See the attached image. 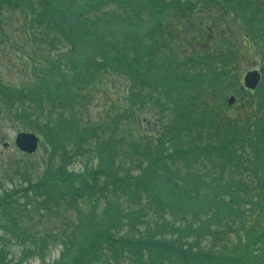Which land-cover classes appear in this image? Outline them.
Masks as SVG:
<instances>
[{
	"label": "trees",
	"instance_id": "16d2710c",
	"mask_svg": "<svg viewBox=\"0 0 264 264\" xmlns=\"http://www.w3.org/2000/svg\"><path fill=\"white\" fill-rule=\"evenodd\" d=\"M173 1L175 3L172 0H0V22L3 8L19 11L23 16L21 28L32 51L51 57L45 62L23 52L22 59L28 69L36 73L38 82L18 87L0 78V100L10 105V110L18 106L22 127L39 126L47 130L45 135L52 148L50 152L49 145L45 144L51 162L36 183H28L23 174L28 185L0 195V218L12 223L11 227L0 223V231L8 228L15 238L25 234L14 223L15 213L9 205L14 194L22 190L38 187L49 213L48 206L63 195L74 201L86 198L91 207L89 213L79 215L77 226L85 234L78 238L70 235L61 259L43 264H81L109 255H122L119 243H124L122 238L128 236L118 237L114 231L122 230L125 225L133 230L140 224L145 215L143 202L154 207L159 205L155 211L157 217H162L165 210L170 216L169 220H153L155 226L146 231L148 237H141L146 238L149 264H264V63L260 61L263 76L254 91L242 87L244 71L240 68L237 72L224 68V71L204 73L193 70L198 62L163 60L160 64L154 63L152 56L157 52V45L151 42L153 32L158 34L165 26L178 25V19L200 28L206 24L202 21L200 25V21L187 15L177 4L183 0ZM209 1L221 9L212 11L229 15L238 25L243 26L240 17L246 15L254 24L258 20L264 24V0ZM109 7H114L120 15L114 19L101 16L110 15ZM199 9L196 6L193 13L199 14ZM114 23L127 26L124 40L102 38L104 29ZM6 24L0 25L3 50L11 48L2 33ZM13 48L18 47L13 45ZM104 74H116L129 82L123 102L114 105L115 111L106 127L134 118L147 122L149 129L142 133L147 140L156 142L155 154L150 144L133 146L135 153L147 157L142 174L133 182L121 175L120 166H114L120 148L116 136L101 138L99 132L105 130L100 127L76 128L64 119V111H61V107L72 104L71 85L94 82ZM94 90L102 93L99 83ZM230 90L237 94L234 108L238 112L231 117L222 116L214 106L210 107L209 95L223 99ZM146 104L157 111L162 124L146 117V112L142 111ZM43 106H51L49 114L57 112V115L42 124L37 122L46 110ZM136 108L140 112H136ZM167 114L171 119L163 122ZM88 136L97 138L99 163L89 178L84 177L89 170L73 175L79 180L75 185L67 166L86 152L84 142ZM65 141L74 144L71 151L63 145ZM56 155L60 163L55 161L54 165L52 159ZM198 164L202 165L201 169L196 168ZM166 173L169 178L165 177ZM224 173L229 179H224ZM116 191L127 198L129 206L108 198ZM100 199L105 202L98 212L96 203ZM175 220L181 225L176 226ZM4 232L0 234V264L10 262L3 259L5 249L1 243L6 233L10 234ZM228 236H235L231 247L225 242ZM191 237L194 239L189 240ZM202 237L213 239L216 245L202 251ZM141 238L131 239L134 261L148 264L142 258ZM66 244L76 246L72 259H66ZM104 260L106 264H113L109 259Z\"/></svg>",
	"mask_w": 264,
	"mask_h": 264
},
{
	"label": "rangeland",
	"instance_id": "374dc122",
	"mask_svg": "<svg viewBox=\"0 0 264 264\" xmlns=\"http://www.w3.org/2000/svg\"><path fill=\"white\" fill-rule=\"evenodd\" d=\"M172 2L175 3L173 0ZM177 4L181 5L188 16L193 17L195 21H200V25L202 21H205L206 24H202L200 28L191 25L186 20L178 19V22H180L178 25L172 27L169 25L165 26L158 34L157 31L153 32L151 36L153 40L151 42L157 45V52H154L152 56L154 63L160 64L163 60H173L178 63L184 60L188 61V63L198 62L201 66L198 65L193 70H199L204 73H207V71H224V68L234 70L235 72L239 68L240 71L262 70L263 66L260 61L264 63V24L260 23L259 20L254 24L253 20L249 19V15H246L247 17L241 16L240 22L243 24V27L236 24L229 15L212 11L215 8L218 11H221V9L213 5L209 0H183L182 2L177 1ZM196 6L200 7L199 14L193 13ZM107 11L110 13L109 16L103 14L101 16L114 19L115 16L120 15L114 7H109ZM2 14L3 19L0 25L4 22L7 23L3 26L2 33H4L5 41L11 45V48L7 50L0 48V78L4 82L18 87L33 83L37 84L38 77L32 69V71L28 69V64L22 59V53L37 56V59L45 62L51 60V57L37 50L32 51L21 28L23 16L19 11H8L3 8ZM250 24H253L254 27L250 28ZM180 26L181 29L178 30ZM104 31L105 33L102 38L107 37V40L114 39L121 41L124 40L128 28L125 25L120 26L119 23H114L112 26L104 29ZM210 33L213 34L210 35ZM117 37L118 39H116ZM13 45L18 48H13ZM20 48L22 51H20ZM244 54L246 58H243ZM82 60L84 61V59ZM115 75L104 74L94 82L89 81L82 85H71L73 87L71 96L74 95L70 101L72 104H68L67 107H61V111H64V119L72 122L76 128L92 130L100 127L105 130L104 132H99L101 138H106L110 135L116 136L120 141V145L118 146L120 148H118L116 157L114 158V166L115 168L120 166L121 175L133 182L142 174L143 168L147 165L146 155L135 153L133 146L137 143L143 146L150 144V148L154 151L153 154H155L157 151L155 150L156 142L147 140L144 133H142V131L149 129L147 122H141L134 118H130L117 126L106 127L115 111L114 105L123 102L129 83L126 82L125 78ZM98 83L102 89L101 94H97L95 92L97 90H94ZM229 95L236 97V104L238 102L237 94L233 90H230L228 91ZM228 96L222 99L221 97L209 95L210 99L208 102L212 104L210 107L213 108L214 106L220 115L231 117L236 115L238 111L234 108L235 104L228 105L226 103ZM244 106L245 110H248L246 104ZM43 110L45 112L39 115L38 123L43 124L47 118L51 120L55 119L57 112L49 114L51 106H47V108L43 106ZM135 111L140 112L137 108ZM142 111L146 112V117L159 122L158 113L150 104H146L142 108ZM3 113L4 115H11L4 117L1 115ZM20 115L18 106L10 110V105L0 100V195L4 192H10L17 187L21 188L28 185L23 174L29 180L28 183L34 184L45 173L48 159L44 155L43 144H40L33 154L21 152L12 144L16 132L22 130L21 125L24 124ZM170 119L171 115L167 114L162 121L165 122ZM159 123L162 124L161 122ZM154 129L152 128V130ZM4 142L8 144L3 145ZM96 142V137L90 138L88 136L84 142L86 152L81 156H76L67 166V172H69L70 179L73 180L75 185L79 184V180L73 178V175H79L89 170L84 175L85 178H89L99 163L98 156L100 154L98 153ZM66 145L70 151L74 148V144L71 142H67ZM55 161L60 163V159L57 157L52 159V163L54 164ZM111 161L105 162V165ZM201 167L202 165L200 164L196 165V168L201 169ZM222 175L224 179H229L227 173ZM165 177L169 178L167 173ZM157 187H159V183ZM115 193L108 198L116 200L124 207L130 205L125 196L117 191ZM39 194L38 187H34V189H29L28 191L22 190L16 192L13 201H9L12 211L15 213L14 223L18 224L21 231L25 233L21 238H15L11 236L8 228L3 229L10 233L4 234L5 237L1 243L2 249H5L3 250V259H10V264L53 263L61 259L65 251L64 244L68 241L70 242V235L73 234L78 238L85 234L84 231L78 228L77 224L80 213L81 215L89 213L91 208L86 198L74 201L73 199H69V196L63 195L59 201H54L55 203H51L48 206L49 213L45 204H43L45 202L42 201ZM254 196L256 197L255 194ZM104 202L103 199H100L99 202L97 201L96 204L99 206L98 212L103 208ZM143 205L145 215L140 224H137L133 230L125 225L121 228L122 230L114 231V235L118 237L128 236L127 238H122L125 240L124 243H119L120 248L123 249L122 255L118 257L109 255L98 261H89L88 263L83 261L81 264H106L104 263L106 261L104 259H109L113 264H143V262L137 263L134 261L136 257L132 241L135 238L148 237L146 231L155 226L153 220L170 219L168 210L162 212V217H157L158 214L155 211L159 209V205H155L154 207L145 202H143ZM0 223L6 227L12 226V223L7 218H0ZM175 224L176 226L181 225L178 220H175ZM4 231H0V234H3ZM188 239L192 240L194 238ZM226 239L225 242L230 247L235 244V236H228ZM145 241L146 238H141L142 258L148 263V247ZM214 245L216 243H214L213 239L209 237L201 238L202 251H206L209 246ZM66 246L68 247L66 259H72L76 253V246L67 244ZM9 263L3 261L1 264ZM164 264L167 263L164 262Z\"/></svg>",
	"mask_w": 264,
	"mask_h": 264
},
{
	"label": "water",
	"instance_id": "95a60500",
	"mask_svg": "<svg viewBox=\"0 0 264 264\" xmlns=\"http://www.w3.org/2000/svg\"><path fill=\"white\" fill-rule=\"evenodd\" d=\"M260 79V75L257 71H248L243 78V82L246 88L255 89ZM234 98L230 97L228 104H233ZM38 139L32 134H19L16 138V144L28 153H32L35 150Z\"/></svg>",
	"mask_w": 264,
	"mask_h": 264
}]
</instances>
